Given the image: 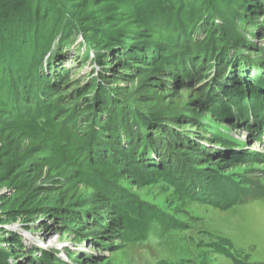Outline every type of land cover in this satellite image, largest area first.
Wrapping results in <instances>:
<instances>
[{
	"label": "rangeland",
	"instance_id": "rangeland-1",
	"mask_svg": "<svg viewBox=\"0 0 264 264\" xmlns=\"http://www.w3.org/2000/svg\"><path fill=\"white\" fill-rule=\"evenodd\" d=\"M217 1L221 7L233 0ZM199 10V52L209 51L215 31L220 38L243 37L250 49L241 52L240 75L232 69L227 95L218 91L215 97L207 70L183 81L177 72L174 78L166 74L169 51L151 59L154 67L133 61L121 66L75 34L60 54L71 74L45 95L55 116L24 106L25 116L1 125L0 150L12 154L23 173L20 183H0V249L8 264H235L220 254V240L231 243L230 257L264 264V135L255 142L253 118L250 126L236 124L218 106L236 93L248 96L255 79L264 88V22L234 8L224 20L203 5L186 14ZM105 94L117 101L107 114L113 129L118 125L112 139L96 128L104 122L94 99ZM71 112L78 113L75 125ZM126 119L136 121L139 142L124 132ZM142 119L150 127L146 133ZM202 178H211L210 196L197 193ZM189 186L194 198L184 193ZM257 189L263 193L253 195ZM229 198L232 204L225 202ZM94 209L100 217L90 219Z\"/></svg>",
	"mask_w": 264,
	"mask_h": 264
},
{
	"label": "trees",
	"instance_id": "trees-1",
	"mask_svg": "<svg viewBox=\"0 0 264 264\" xmlns=\"http://www.w3.org/2000/svg\"><path fill=\"white\" fill-rule=\"evenodd\" d=\"M217 2V0H0V127L2 124L6 125L4 122L7 118L15 119L17 114L25 116L27 112L24 111V106H27L28 112L36 108L37 112L55 116L57 111H50L48 104L52 101L46 102L45 95L49 90L57 91L61 85L63 87L68 75L71 74L69 69L60 65L62 60L60 54L64 47H68L75 34L83 36L89 46L103 48L104 53L99 55L101 58L106 54L115 56V61L117 62L118 58L121 66H131L129 61L139 65H153L155 61L151 62V59L157 57L158 60L161 57L159 52L169 51V54L174 56L168 60L167 66L165 64L163 66L166 74L174 78L177 72L183 81L184 77L188 80L202 76L207 70L209 79H213L211 90L215 97L218 91L227 95V84H232V79L229 78L231 71L233 69L237 76L240 75L239 67L243 58L241 52L250 50L249 46L244 44L245 40L241 36L235 38V35L230 33L227 39L220 38L219 32L215 31L209 33L211 37L207 47L209 51L199 52L197 49L199 44L194 38L201 27L198 21L202 12L199 10L190 16L186 11L195 10L196 7L203 5L224 20L228 18V12L234 8L242 16L246 14L243 18L248 19L252 16L256 23L260 19L264 22V5L260 0H233L230 5L217 7ZM208 23L211 25V21ZM263 25L264 23L261 29ZM143 46L147 48L143 49ZM139 49H142L141 52ZM155 49L158 50L156 56L151 52L156 51ZM235 50L237 52H234ZM54 53L55 56L50 59ZM99 56L96 55L97 61ZM176 61H179L178 65ZM171 67H175L172 69L174 73L169 70ZM101 73L105 74V71ZM31 76H34L33 80H30ZM255 80L247 85L248 96L243 97L236 93L233 99H223V104L218 105L221 109L219 114L229 116V119L242 126H250L254 119L255 122H262L261 127L264 129V112L258 113L259 103L264 108V94L259 92L264 88H259ZM182 81H180L182 86L189 88L184 86ZM203 83L201 85L205 86ZM211 85H208L209 88ZM239 86L242 90V85ZM25 89L28 95H24ZM100 89L111 90L108 86ZM22 90L23 95L20 93ZM116 102L110 94H105L97 95L93 104L102 123L104 122L96 128L99 133L111 139L116 135L115 129L118 125L115 122L113 129L107 114L110 116L113 114ZM211 106L215 109L218 107L212 104ZM108 107L109 110H106ZM89 108L90 106L87 107ZM249 112L251 117L248 116ZM70 114L71 124H77L78 113ZM142 121L146 133L150 127L147 120ZM122 127L125 133H133V140L140 141L141 134L136 121L122 120ZM262 135V132L259 133V137H255L254 141L261 142ZM150 139L152 140V137ZM96 143L98 144L97 141ZM14 153L16 152H13V155ZM157 154L158 152H155V155ZM0 158V183L7 184L10 181L20 183L23 173L13 165L14 156L12 157L10 153L3 154L1 149ZM155 162L157 160L153 161L152 165ZM157 169L161 170L160 173L163 172L162 165ZM16 174L18 176H15ZM211 183V178L200 179L196 187L197 193L206 192L210 196ZM191 188L193 187L189 186L184 189V193L194 198ZM196 189L194 188V192ZM231 190L235 195L238 192L234 187ZM262 193V189H257L253 195ZM225 202L232 204L233 201L229 198ZM7 210L4 213L9 214ZM82 216L86 215L80 213L79 217ZM88 216L90 219L100 217L99 213L96 214V209ZM216 245L221 249L220 254L235 264H250L248 259L238 261L230 257L232 247L227 240L217 241ZM45 254L43 252V255ZM54 257H51V262L54 261ZM0 264H8L5 252L1 249Z\"/></svg>",
	"mask_w": 264,
	"mask_h": 264
}]
</instances>
